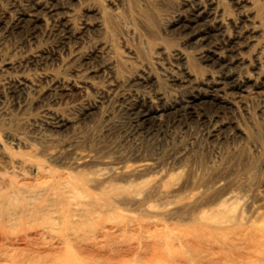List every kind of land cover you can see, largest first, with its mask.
Segmentation results:
<instances>
[{
  "label": "rangeland",
  "instance_id": "1",
  "mask_svg": "<svg viewBox=\"0 0 264 264\" xmlns=\"http://www.w3.org/2000/svg\"><path fill=\"white\" fill-rule=\"evenodd\" d=\"M263 80L264 0H0V264H264Z\"/></svg>",
  "mask_w": 264,
  "mask_h": 264
},
{
  "label": "bare ground",
  "instance_id": "2",
  "mask_svg": "<svg viewBox=\"0 0 264 264\" xmlns=\"http://www.w3.org/2000/svg\"><path fill=\"white\" fill-rule=\"evenodd\" d=\"M39 7V6H38ZM50 7V6H49ZM195 16V15H194ZM205 17V15H204ZM203 17V18H204ZM200 19V18H199ZM195 22V21H194ZM191 24V23H190ZM200 24V23H199ZM187 25V24H186ZM186 25H182L180 26L181 28L186 29ZM193 25V24H192ZM198 27V26H197ZM199 29V28H198ZM197 29V30H198ZM191 30V29H190ZM195 31V30H194ZM217 31V30H216ZM191 32V31H190ZM185 33V32H184ZM214 34V33H213ZM199 36V35H198ZM204 36V35H203ZM199 38V37H198ZM191 39V38H190ZM191 41V40H190ZM192 44V43H191ZM211 48V47H210ZM209 49V48H208ZM210 52V51H209ZM214 52V51H213ZM210 55V54H209ZM208 55V56H209ZM207 56V57H208ZM212 57V56H211ZM213 60V59H212ZM211 63V62H210ZM215 65H219L218 62L215 63ZM220 66V65H219ZM227 67V66H226ZM225 67V68H226ZM230 67V66H229ZM224 69V68H223ZM226 70V69H225ZM228 80V83H226L229 91H234V92H238V89L236 88V84H235V81H234V77L231 78V76H228L226 78ZM264 81V80H263ZM262 82V81H261ZM260 82V84H261ZM264 83V82H263ZM262 83V84H263ZM140 84V83H139ZM261 88V87H260ZM243 90H240L239 92H242ZM264 91V90H262ZM223 93V92H221ZM220 95V92H211L210 95H203V94H196V96H194L193 98H189L186 103H182V104H179V105H173L171 107H168L167 110L165 111H160L161 113H177L179 111H181V108H185L187 110H189L190 108H195V105H201L205 103H210V104H216V105H219L220 102L218 101V97ZM199 96H204V97H199ZM196 97H199L198 99H195ZM207 97V98H206ZM205 99H208L205 100ZM205 101V102H204ZM203 107V106H202ZM196 109V108H195ZM197 110V109H196ZM156 112V111H155ZM126 113L130 116V118L132 119L130 122L133 127L137 128V127H140L142 126L143 124H146L147 122H149L151 119H152V116L154 115V113H149V112H146V111H141L138 109V106L135 104V105H129L127 110H126Z\"/></svg>",
  "mask_w": 264,
  "mask_h": 264
}]
</instances>
